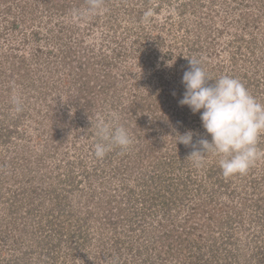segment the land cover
Wrapping results in <instances>:
<instances>
[{"label":"rangeland","instance_id":"1","mask_svg":"<svg viewBox=\"0 0 264 264\" xmlns=\"http://www.w3.org/2000/svg\"><path fill=\"white\" fill-rule=\"evenodd\" d=\"M85 6L0 0V264H264V158L194 167L211 135L179 103L196 58L264 104V0H104L74 21ZM114 117L133 143L98 159Z\"/></svg>","mask_w":264,"mask_h":264},{"label":"clouds","instance_id":"2","mask_svg":"<svg viewBox=\"0 0 264 264\" xmlns=\"http://www.w3.org/2000/svg\"><path fill=\"white\" fill-rule=\"evenodd\" d=\"M104 0H86L83 9L72 12L76 22H83L102 14ZM190 69L184 72L185 92L179 101L191 111L200 113L203 128L211 135V141L200 139V149L187 158L193 166L204 165L209 154L219 157V166L225 179L236 175H246L256 162L264 158V152L258 148V141L264 135V104L260 103L237 78L223 75L214 79L212 86L209 76L200 59L189 58ZM12 103L16 111L22 110L20 97L13 96ZM201 110H203L201 112ZM99 142L94 145V154L103 159L113 148L126 151L133 143L128 130L116 122L99 120L95 125ZM192 131L177 135V143H193Z\"/></svg>","mask_w":264,"mask_h":264}]
</instances>
